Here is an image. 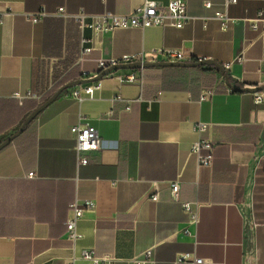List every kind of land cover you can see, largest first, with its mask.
<instances>
[{"label":"crops","instance_id":"1","mask_svg":"<svg viewBox=\"0 0 264 264\" xmlns=\"http://www.w3.org/2000/svg\"><path fill=\"white\" fill-rule=\"evenodd\" d=\"M141 1L0 0V141L69 71L65 83L97 71L98 59L174 47L184 60L223 64L246 45V61L233 62L229 76L239 86L264 83V0L229 4L227 30L213 18L225 0H184L192 19L179 29L82 31L71 18L25 17L59 6L69 13H127ZM81 35L92 39L87 55ZM206 67L145 68L142 85L109 76L95 98L81 102L63 92L0 149V264H67L73 256L74 264H91L79 257L83 248L111 254L114 264H133L148 248L152 261L145 264H176L184 252L202 258L199 264H264V101L254 104L253 92H229L223 75ZM206 88L214 93L201 101ZM79 121L102 140L80 166L70 131ZM197 121L210 125L198 132ZM200 139L214 144L210 166L191 152ZM174 180L180 200L202 203L196 226L172 198ZM76 196L95 205L78 222L82 236L73 246L65 222Z\"/></svg>","mask_w":264,"mask_h":264},{"label":"built area","instance_id":"2","mask_svg":"<svg viewBox=\"0 0 264 264\" xmlns=\"http://www.w3.org/2000/svg\"><path fill=\"white\" fill-rule=\"evenodd\" d=\"M237 0H225V10L216 11L213 18L218 21L221 30H227L233 19L227 15L226 8L229 4L236 3ZM204 6L209 8L210 1H205ZM52 16L59 19L71 18L77 21L81 30L88 28L92 31H112L113 29H127V28H148L152 26L182 28L187 24L192 17L187 13V6L184 0H142L140 4L133 7L127 13H116L113 11L105 10L100 13L91 14L79 9L75 13H69L63 6H59L55 11L49 13L45 8H40L35 13H25L27 21L37 23L42 17ZM261 11L258 12V18L252 21V28H257V22L260 20L259 16ZM1 22V17H0ZM92 39L86 38L81 35V53L87 55L92 50ZM246 45L242 46L239 53L230 62H225L222 67L229 70L233 62L243 64L246 61L245 56ZM151 54L148 61H187L184 60V52L181 48L165 47L156 50L152 53L139 52L136 54L128 55L123 54L120 57H110L107 60H97V71L92 74L82 72L81 77H89L101 70L113 66L118 63L140 61L146 59V55ZM143 67L127 71L123 74L117 75L122 83H136L142 85L144 76ZM101 87V81H93L86 84H81L71 88L69 95L72 99L81 102L86 98H95L97 91ZM232 89L228 88L230 92ZM214 93L213 88H206L200 94V100H205ZM119 97V96H117ZM254 104L259 105L264 101V89L261 91L253 92ZM210 125L207 121H197L194 123L196 131L200 132L206 130ZM70 131L74 137L73 150L75 152L77 165H86L90 162V157L102 148V140L98 135L96 128L86 122L79 121L70 126ZM214 144L205 139H200L191 144V152L196 155L199 165L210 166L213 161ZM33 172L28 173V177H32ZM179 181L174 180L170 182V190L172 198L177 200L184 213L188 216L187 224L196 226L198 222V212L201 206L199 200L184 201L179 199ZM152 201L158 200L156 193L150 196ZM95 202L89 198H78L77 196L69 204V215L65 222L66 225V238L74 244L81 238L82 234L78 231L77 224L84 216L85 212L94 207ZM186 231L188 229L186 228ZM79 257L89 261L91 264H114L115 257L111 254H104L98 256L91 249L83 248L79 252ZM75 256L72 257L69 263L74 264ZM152 261V248L144 250L139 256L132 259L133 264H145ZM192 262L199 264L203 262L202 258L194 256L190 252L177 254L174 263Z\"/></svg>","mask_w":264,"mask_h":264},{"label":"water","instance_id":"3","mask_svg":"<svg viewBox=\"0 0 264 264\" xmlns=\"http://www.w3.org/2000/svg\"><path fill=\"white\" fill-rule=\"evenodd\" d=\"M152 56L151 54L146 55V59L143 62L140 61H133V62H124V63H118L113 66L107 67L100 72L93 74L89 77H79L74 80H70L66 83H64L62 86L57 88L55 92H53L49 97H47L44 101H42L39 105H37L33 110H31L24 120L20 123L17 130L13 133H11L7 138L0 141V149H2L4 146L10 143L11 140H13L15 137H17L20 133L24 131V129L27 127V125L43 110L45 109L50 103H52L60 94H62L64 91L69 92L71 88L86 84L89 82L101 80L103 78L109 77V76H117L120 74H123L127 71H131L134 69H137L139 67L143 68H149V67H168V66H180V67H196V66H209L216 70H218L224 77L225 83L234 91H240V92H257L264 89V83L259 85H237L234 80H232L229 76V73L227 70H225L222 67V64L213 60V59H199V60H187V61H148V59Z\"/></svg>","mask_w":264,"mask_h":264},{"label":"trees","instance_id":"4","mask_svg":"<svg viewBox=\"0 0 264 264\" xmlns=\"http://www.w3.org/2000/svg\"><path fill=\"white\" fill-rule=\"evenodd\" d=\"M206 68H211L212 69V67H206ZM70 74H71V71H69L56 85H54L43 97H42V101H44L47 97H49L53 92H55L56 90H57V88H59L60 86H62L64 83H65V81L69 78V76H70ZM64 92H66V91H64ZM36 118V117H35ZM34 118V119H35ZM33 119V120H34ZM32 120V121H33ZM31 121V122H32ZM3 138V137H2ZM2 138H0V139H2Z\"/></svg>","mask_w":264,"mask_h":264},{"label":"rangeland","instance_id":"5","mask_svg":"<svg viewBox=\"0 0 264 264\" xmlns=\"http://www.w3.org/2000/svg\"><path fill=\"white\" fill-rule=\"evenodd\" d=\"M11 133V132H10Z\"/></svg>","mask_w":264,"mask_h":264}]
</instances>
